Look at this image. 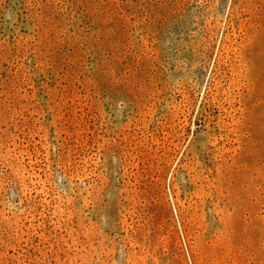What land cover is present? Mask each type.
I'll use <instances>...</instances> for the list:
<instances>
[{
    "label": "rangeland",
    "instance_id": "1",
    "mask_svg": "<svg viewBox=\"0 0 264 264\" xmlns=\"http://www.w3.org/2000/svg\"><path fill=\"white\" fill-rule=\"evenodd\" d=\"M0 264H264V0H0Z\"/></svg>",
    "mask_w": 264,
    "mask_h": 264
}]
</instances>
